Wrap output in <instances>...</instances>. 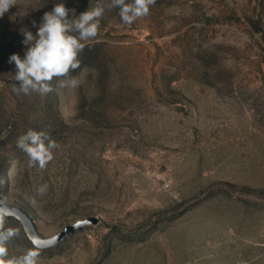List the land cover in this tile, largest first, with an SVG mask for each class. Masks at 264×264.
I'll return each mask as SVG.
<instances>
[{"label": "rangeland", "instance_id": "1", "mask_svg": "<svg viewBox=\"0 0 264 264\" xmlns=\"http://www.w3.org/2000/svg\"><path fill=\"white\" fill-rule=\"evenodd\" d=\"M57 3L72 19L109 0H16L0 17L1 198L45 238L96 219L39 264H264V0H156L131 25L106 10L77 87L17 94L10 57ZM29 129L58 145L43 170L17 146ZM5 227L10 258L34 246Z\"/></svg>", "mask_w": 264, "mask_h": 264}, {"label": "clouds", "instance_id": "2", "mask_svg": "<svg viewBox=\"0 0 264 264\" xmlns=\"http://www.w3.org/2000/svg\"><path fill=\"white\" fill-rule=\"evenodd\" d=\"M156 0H109L107 5L97 3V6L82 12L78 17L69 19V12L64 3H57L53 9L46 12L42 23L34 36L25 31L23 43L27 51L23 58L18 54L10 57L9 63H14L16 73L13 79L18 81V87H13L17 94L37 92L46 95L53 91L51 82L54 78H64L61 86L75 88L78 80L70 73L80 66L78 56L85 44L98 35L100 20L106 10L119 9V16L124 24L131 25L137 19L146 16ZM16 0H0V17H2ZM74 11V10H71ZM17 146L29 158V166H39L45 169L52 161L53 149L57 143L44 131L29 129L19 137ZM48 185L37 189L38 195L47 191ZM7 203L0 198V264H39L40 247L33 241V247L22 255L9 257L8 244L15 239L19 232L12 227H5L8 215Z\"/></svg>", "mask_w": 264, "mask_h": 264}, {"label": "water", "instance_id": "3", "mask_svg": "<svg viewBox=\"0 0 264 264\" xmlns=\"http://www.w3.org/2000/svg\"><path fill=\"white\" fill-rule=\"evenodd\" d=\"M0 198H1V190H0ZM7 217H14L18 219L27 235V237L33 241H35L36 245H38L42 249L49 248L58 244L62 241L66 236L74 233L75 231L81 229L84 225L96 222V219L93 217H89L86 219H80L74 222L73 224H68L64 227L63 230L54 234L51 237H43L36 229L33 220L31 217L20 207L11 206L7 204Z\"/></svg>", "mask_w": 264, "mask_h": 264}]
</instances>
